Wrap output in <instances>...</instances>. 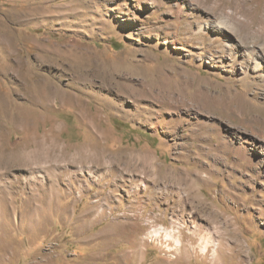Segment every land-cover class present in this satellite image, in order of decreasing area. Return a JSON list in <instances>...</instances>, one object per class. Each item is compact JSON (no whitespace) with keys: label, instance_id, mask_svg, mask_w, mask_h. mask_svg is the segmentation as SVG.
<instances>
[{"label":"rangeland","instance_id":"374dc122","mask_svg":"<svg viewBox=\"0 0 264 264\" xmlns=\"http://www.w3.org/2000/svg\"><path fill=\"white\" fill-rule=\"evenodd\" d=\"M263 2L0 0V264H264Z\"/></svg>","mask_w":264,"mask_h":264},{"label":"bare ground","instance_id":"6f19581e","mask_svg":"<svg viewBox=\"0 0 264 264\" xmlns=\"http://www.w3.org/2000/svg\"><path fill=\"white\" fill-rule=\"evenodd\" d=\"M259 6H261V8H262V10H264V2L263 3H261L260 5H258L257 6V8L259 7ZM258 10H260V9H258ZM260 20V23L262 24V28H264V14L262 15V17L259 19ZM220 27H222V30L224 31V28H228L231 32H234L235 34L236 33H241V32H243L244 30H245V25L244 26H241L242 27V29L239 31H235V29L234 28H230V27H228V26H226V25H220ZM243 27H245V28H243ZM238 28V27H237ZM222 31V32H223ZM242 34V33H241ZM218 41V40H217ZM242 45V47H244L245 48V52H247V56H248V58L252 61L251 63L252 64H254V68L255 69H257V68H259L260 67V59L261 58H263V54H262V49L261 48H259V47H256L255 45H246V43H244L243 42V44H241ZM234 50V49H233ZM233 55L235 54V53H232ZM233 60V59H232ZM235 61V60H234ZM53 143V142H52ZM58 145V144H57ZM45 146V145H44ZM50 146V145H49ZM43 148V147H42ZM54 148V147H53ZM55 149V148H54ZM38 150H36L35 151V153H38L37 152ZM43 151V150H42ZM103 151V150H102ZM31 152H33V151H31ZM22 153V152H21ZM20 152H17V154H15L14 156H12L11 157V159L13 160V161H20V159L21 158H23L22 157V154H21ZM41 153V152H40ZM105 153V152H104ZM87 155H85V156H83V158H84V161L85 162H89V163H91L92 165H94V166H102V164H103V162L101 161V157H100V155H99V153H97V152H94V150H89L87 153H86ZM29 155V154H28ZM27 155V156H28ZM34 155V154H33ZM38 156V155H37ZM41 156V155H40ZM38 158V157H37ZM82 158V159H83ZM104 158V157H103ZM115 158V157H114ZM136 158V157H135ZM40 159H41V157H40ZM77 159V158H76ZM82 159H81V161H82ZM124 159L126 160V162H127V157L125 156L124 157ZM21 160H23V159H21ZM107 160V159H106ZM123 160V159H122ZM139 165L142 167V168H145V167H148V169H149V167L151 166L152 167V169L155 171V174H154V179H153V181H154V183H156V182H158L159 181V179L160 180H163V181H168L169 180V175H166L165 177H163V176H161V174L159 173V172H157V168H156V164L153 162V159L149 156V157H145V156H141L139 159ZM24 161V160H23ZM80 161V160H79ZM107 162V161H106ZM119 162V161H118ZM125 162V161H124ZM90 164V165H91ZM92 165H91V167H92ZM128 165V164H127ZM150 165V166H149ZM125 166V165H124ZM131 167V166H130ZM138 167V166H137ZM109 168V167H108ZM110 169H111V167H110ZM109 170V169H108ZM184 182H187V183H189V181H190V179H187V178H184V179H182ZM162 181V182H163ZM190 184V183H189ZM191 186H192V181H191V184H190ZM137 188V187H136ZM192 188V187H191ZM139 189V188H138ZM192 197H193V195H192ZM191 197V198H192ZM180 224V223H179ZM180 226V225H179ZM199 231V230H198ZM197 231V232H198ZM200 232V231H199ZM154 233L156 234V235H158V232H156V231H154ZM164 233H165V239L167 240V241H172V240H174L173 242H174V244H179L180 243V241L178 240V239H175L174 238V236H173V234L171 235L170 233H168V232H165L164 231ZM194 234V233H193ZM204 236V235H203ZM212 236V235H211ZM210 235H208L207 234V236L206 237H201L202 239L201 240H203L205 243H208V244H213V246L215 247V249L217 250V251H215V252H220L221 251V247H220V245H218L217 243H214L213 242V240H212V237H211ZM156 238H157V236H156ZM207 245H204L202 248H201V252L202 253H204L206 250H207ZM166 248H167V250L168 251H172V249H174L173 247H169V246H166ZM178 248V247H177ZM239 248V247H238Z\"/></svg>","mask_w":264,"mask_h":264}]
</instances>
